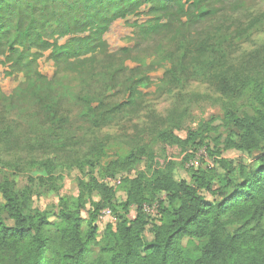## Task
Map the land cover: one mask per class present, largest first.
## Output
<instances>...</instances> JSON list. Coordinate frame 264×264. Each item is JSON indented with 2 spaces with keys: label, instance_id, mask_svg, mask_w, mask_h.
Instances as JSON below:
<instances>
[{
  "label": "trees",
  "instance_id": "16d2710c",
  "mask_svg": "<svg viewBox=\"0 0 264 264\" xmlns=\"http://www.w3.org/2000/svg\"><path fill=\"white\" fill-rule=\"evenodd\" d=\"M219 1L0 0L4 74L22 76L32 96L45 102L49 116L36 153L52 150L67 135L50 92L58 72L69 75L72 62L90 60L92 64L102 56L103 36L117 20L128 22L143 14V21L131 24L139 36L151 37L159 31L169 34L157 62L168 74L200 67L202 76L221 95H239L250 82L247 76L234 78L222 63L226 49L223 24L206 31L193 45L183 34L184 27L198 20H230L226 6H215ZM260 18L264 15L239 24L234 37L246 38ZM44 53L55 68L50 77L39 69L38 60ZM115 67L100 62V71L111 78L119 72ZM260 79L249 90L254 96L251 115L233 107L223 112L221 122L229 134L221 144L210 147L201 139L196 142L197 132H188L182 139L161 131L157 135L159 154L138 146L105 167H100L97 158L86 159L92 170L100 168L101 179L93 175L79 179L76 195L58 197L53 219L48 212L33 208L32 197L36 189L42 195L59 194L66 165L56 156L31 159L29 184L21 190L0 170V264H264V78ZM133 93L129 89L125 106L131 104ZM83 101L86 118L96 128L110 122L123 106L109 108L87 97ZM201 149L212 167L201 160L203 167L187 170L191 172L189 182L177 180L176 170L191 158L187 151ZM227 150L247 155L250 163L223 158L221 151ZM177 153L184 155L180 163L175 161ZM141 163L145 170L131 176ZM121 173L127 176L116 188L100 181ZM119 190L124 200L117 203ZM155 202L158 216L145 215L142 206ZM105 208L117 217V224L106 226L98 238L96 219ZM131 208L135 209L133 220L128 218Z\"/></svg>",
  "mask_w": 264,
  "mask_h": 264
},
{
  "label": "rangeland",
  "instance_id": "374dc122",
  "mask_svg": "<svg viewBox=\"0 0 264 264\" xmlns=\"http://www.w3.org/2000/svg\"><path fill=\"white\" fill-rule=\"evenodd\" d=\"M220 5L227 7L230 20L226 23H222V18L210 23L198 20L184 27L183 34L193 45L206 31L213 32L216 25L223 24L226 49L222 63L234 78L247 76L250 82L239 95H221L215 84L202 76L200 67L168 74L157 62L160 61L159 52L166 49L165 39L169 34L159 31L151 37L139 36L131 24L137 19L143 21V14H138L136 20L128 19V22L117 20L103 36L105 49L102 56L98 55L92 64L90 60L72 62L69 75L58 72L57 83L50 92L54 105H58V115L66 125L67 135L49 151L36 153L40 149L38 141L49 125L45 102L40 103L32 96L22 76H6L0 63V170L3 175L15 181L16 188L21 190L29 184L27 167L31 159L56 156L61 165L67 166L61 172L60 193L42 195L36 189L32 197L33 208L48 212L52 218L58 197L76 195L79 179L90 175L101 179L100 168L92 170L85 164L86 159L97 158L100 167H105L138 146H146L159 154L161 146L157 135L161 131H170L182 139L188 132H197L196 142L201 139L213 147L217 142L221 144L229 134L221 122L226 108L233 107L240 114H252L254 96L249 90L261 80L260 77L264 78V18H260L243 40L235 38L234 33L239 24H248L253 18L264 15V0H220L215 4ZM48 56V53L42 54L38 64L40 71L50 77L55 68ZM102 61L115 64L119 72L111 78L109 73L100 71ZM131 88L134 92L130 98L132 102L125 106ZM85 97L91 101L97 99L109 108L123 106L110 122L96 128L86 118ZM201 151L189 150L187 154L198 155ZM183 156L177 153L175 161L180 163ZM221 156L234 163H250L247 155L235 150L221 151ZM207 162L211 163L210 160ZM200 167H203L201 161ZM144 170L145 165L141 163L131 176ZM190 174L182 167L176 170L175 177L189 182ZM125 176V173L117 174V177ZM115 199L117 203L122 202L123 192L119 190ZM134 217L135 209L131 208L128 218L133 220ZM83 218H87L86 214ZM105 227L98 226V238ZM145 236L147 240L151 239L148 233Z\"/></svg>",
  "mask_w": 264,
  "mask_h": 264
},
{
  "label": "built area",
  "instance_id": "2783aa9c",
  "mask_svg": "<svg viewBox=\"0 0 264 264\" xmlns=\"http://www.w3.org/2000/svg\"><path fill=\"white\" fill-rule=\"evenodd\" d=\"M203 160L208 167H212V163L207 162L208 158L202 150L198 155H191V158L184 164V168L188 169H198L200 167V161ZM123 177H115V178H104L100 180L103 184L107 185L110 188H116L120 185ZM158 204L155 202L152 205L144 204L141 208L142 212L149 217H157L158 216ZM97 225L103 226H112L115 227L117 224V217L112 213V211L108 208L101 210L96 219Z\"/></svg>",
  "mask_w": 264,
  "mask_h": 264
}]
</instances>
